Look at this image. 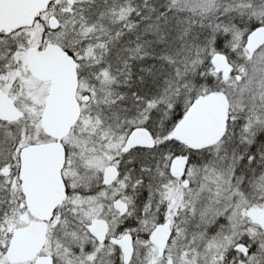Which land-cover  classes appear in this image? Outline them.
<instances>
[{
	"label": "snow or ice",
	"instance_id": "1",
	"mask_svg": "<svg viewBox=\"0 0 264 264\" xmlns=\"http://www.w3.org/2000/svg\"><path fill=\"white\" fill-rule=\"evenodd\" d=\"M0 264H264V0H0Z\"/></svg>",
	"mask_w": 264,
	"mask_h": 264
}]
</instances>
